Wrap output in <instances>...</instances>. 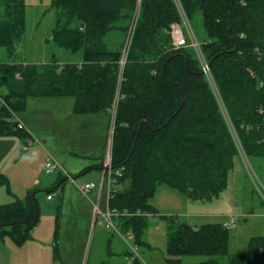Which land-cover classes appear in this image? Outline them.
<instances>
[{"label":"trees","instance_id":"16d2710c","mask_svg":"<svg viewBox=\"0 0 264 264\" xmlns=\"http://www.w3.org/2000/svg\"><path fill=\"white\" fill-rule=\"evenodd\" d=\"M51 6L56 10L52 43L81 52L82 61L0 62L6 88L0 93V136H25L13 114L24 112L30 97H70L75 115H110L118 96L110 150L112 169L121 176L108 209L122 233L139 241L147 216L156 214L149 200L159 185L192 201L217 198L238 158L237 142L246 158L260 165L264 0H51ZM24 12V0H0V48L10 58L24 42ZM182 15L190 26L201 18L206 38L196 41L209 78L192 47L172 45L171 27ZM114 36L119 38L109 41ZM37 192L0 205L1 236L18 246L38 221ZM162 218L168 222L170 257L264 264V235L251 237L245 253L229 255L230 230L222 224L193 227L174 216ZM57 229L56 221L55 235Z\"/></svg>","mask_w":264,"mask_h":264},{"label":"rangeland","instance_id":"374dc122","mask_svg":"<svg viewBox=\"0 0 264 264\" xmlns=\"http://www.w3.org/2000/svg\"><path fill=\"white\" fill-rule=\"evenodd\" d=\"M24 5V42L17 46L16 55L11 58L7 56L4 49L0 48V62L15 61L42 65L49 63L55 57L60 65L80 63L82 61L81 52L63 50L56 47L51 41L56 20V10L51 6V0H24ZM191 29L198 41L206 38L200 17L192 22ZM118 38L114 36L109 41ZM0 84L4 89L2 81ZM42 98L47 99H43L41 104L30 101V110L25 113L21 112L20 116L25 118L30 126L33 124L35 131H42L44 135H37L36 141L25 139L19 135H11L10 141H14L10 142L7 148H5L6 143L0 142L2 145L0 168L12 180L10 185L8 178L0 175V205L10 203L14 199L23 200L27 196L26 186L39 176L43 186L50 187L49 180L55 174L50 176L44 173L45 149L53 151L56 158L65 159L70 152L79 151L77 147L87 150L92 146L85 145L83 140L78 143L75 141V137L78 136L73 134L75 132L73 130L78 122L74 121L71 124L70 121L63 120L64 109H66L68 101L58 99L59 106H55V101L51 98L58 97ZM43 117L45 118L41 119ZM0 138L3 140L2 138L6 137ZM80 151L85 153L83 150ZM237 151L246 168L239 158H236L227 186L217 198L218 201L217 199L211 202L192 201L178 190L164 184L159 185L149 200V204L155 209L156 214L147 216L148 224L139 241L136 238L128 239L126 235L123 236V240L116 233L106 229L105 226H96L95 229H90L87 234L83 264H135L136 259V264H199L209 259L207 256L183 255L179 258L168 256L166 253L168 222L162 217L173 216L177 217L180 222L189 225H203L220 223L223 221L224 215L232 213L235 216V227L229 232L228 254L245 253L251 237L264 235V194L261 187L260 190L255 187L256 179L254 177V175L259 177L264 184V178H262L264 162L254 165L246 161L247 158L238 142ZM81 160L88 161L89 158ZM83 176L85 175L81 177ZM85 183H81L79 186H83ZM43 186L39 189H43ZM39 194V192L36 193L40 235L43 238L47 236V241H51L53 240V231L56 230L54 217L57 216V207L61 206L60 201L57 196H54L52 202H47L43 196L45 194ZM80 194L82 195V193ZM82 196L86 198V195ZM67 201L68 204L71 201L73 205L85 206V199L79 194L67 197ZM100 209H105L104 198L101 200ZM62 211L63 207L61 214ZM38 235V231H36L35 236L38 237ZM55 237L57 236L55 235ZM59 239L63 240L61 235ZM7 249L0 248V264H2V260L7 259V254H9ZM69 251L71 250L69 249ZM134 256H136L135 261L132 259ZM171 259L175 261L172 263ZM219 261L221 264H227V257L219 258ZM54 263L58 264L57 261ZM18 264H25V262L20 260ZM50 264H53L52 258ZM71 264L78 263L72 262Z\"/></svg>","mask_w":264,"mask_h":264},{"label":"crops","instance_id":"0c3cea01","mask_svg":"<svg viewBox=\"0 0 264 264\" xmlns=\"http://www.w3.org/2000/svg\"><path fill=\"white\" fill-rule=\"evenodd\" d=\"M178 28L181 31V34L187 39H195L194 33L192 32L190 24L186 18L182 15L181 22L179 24H175L171 27ZM191 47V46H190ZM194 50V49H193ZM196 55L198 53L194 50ZM81 63V62H80ZM75 63V64H80ZM4 85V84H3ZM0 84V93H6V88H2ZM5 87V86H4ZM30 99V100H29ZM42 97H30L27 99L26 102V109L24 111L28 112L30 110V101L38 102L39 104L43 103ZM54 99V105L59 106V101H68L66 102V109H64V118L65 122L70 121L72 124L74 121L78 122L76 125L75 131L73 134L77 135L75 137V141L78 143L80 141L84 142L85 145H92L89 149L85 150L82 148L77 147L79 151H73L69 153V156L65 159H58L52 153L53 151H49L45 149L46 158L45 163L47 160H53L56 162L60 169L56 170L53 174L54 175L49 180L51 183L50 187L43 186V182L41 177H37L36 179L32 180L26 186L27 194L31 191L37 190L40 194L44 193L43 195L47 202H52L54 200V196H57L58 200L60 201V205L56 212L57 216L54 217V220L58 223L57 229V237H55L56 230L53 231V240L47 241V236L42 237L41 230L39 229V222L37 221L36 225L30 232V237L20 246L16 245L9 237L1 236L0 232V248H8L7 251V259L4 261L2 260V264H18L20 260L25 262V264H50L51 258L53 264L57 261L58 264H71L72 262H77L78 264H83L84 259V249L86 247V239L87 234H89L90 229H95L96 226L99 227H106L110 231L116 233L118 237L124 240L123 236H127L128 239L134 238L133 233L126 232L122 233L118 227L117 223L115 222V216L110 217L114 227H107V212H108V203L110 199V190L112 189L109 179L107 175L104 173V160L105 154L109 150L111 155V136L113 130V120L114 115L112 112L110 115H103V114H81L75 115L73 113V99L70 97H58V98H51ZM20 114L17 113L13 114V118L19 122L20 127H23L25 132V139L32 141H36L38 139L37 135L41 136L44 135L42 131H35L33 124L31 126L25 120V118L21 117ZM45 117L41 118L44 119ZM41 121V120H39ZM50 133H52L49 130ZM66 135H68L65 132ZM6 138H0V142L6 143V147L9 146L11 135H4ZM69 136V135H68ZM3 137V136H0ZM27 140V142H28ZM52 141V139H50ZM26 142V141H25ZM53 142V141H52ZM43 146V145H42ZM50 146V145H49ZM2 145H0V150ZM51 148V147H50ZM25 149V148H24ZM85 153H82V151ZM80 158V160H78ZM82 158H89L88 161L81 160ZM239 161L242 162L244 168L245 164L241 157H239ZM246 159V158H245ZM250 162L248 159L246 160ZM264 162V159L262 160ZM261 161V163H262ZM260 163V164H261ZM250 164H252L250 162ZM45 167V165H44ZM119 171L120 170H114ZM256 172V171H255ZM45 173V169H44ZM46 174V173H45ZM0 175H4L8 178L10 185L12 184L11 177L2 171L0 168ZM47 175V174H46ZM82 175H85L81 177ZM260 176V175H258ZM257 177V176H256ZM259 180L260 178L257 177ZM264 178V175L263 177ZM60 179H64V182L61 184ZM86 182V183H85ZM81 183H94L95 186L87 193L82 192L81 187L79 184ZM43 189H39V187ZM256 187V186H255ZM51 193L52 198L47 199L46 193L48 191L53 190ZM82 195H86L84 198ZM39 194V195H40ZM79 194L83 199H85V206H79L71 204V201L68 204L67 197ZM88 195V196H87ZM37 196V195H36ZM219 197V196H218ZM217 197V198H218ZM102 198H104V205L105 209H100V203ZM215 198V199H217ZM22 200V199H21ZM214 200V199H213ZM218 201V199H217ZM211 202V201H210ZM67 203V206H65ZM63 207V211L61 214V209ZM100 218V221H99ZM225 218V220H224ZM39 220V219H38ZM105 224V225H104ZM222 226L226 229H233L235 227V216L231 214H226L223 217V221L220 222ZM63 226V227H62ZM193 227H199L200 225L193 224ZM36 231H38V237H36ZM35 233V235H34ZM61 237L62 239H59ZM255 237V236H253ZM51 247V248H50ZM76 247V248H75ZM69 249L71 251H69ZM135 257L132 258L135 261ZM137 261V259H136ZM135 261V263H136Z\"/></svg>","mask_w":264,"mask_h":264},{"label":"built area","instance_id":"2783aa9c","mask_svg":"<svg viewBox=\"0 0 264 264\" xmlns=\"http://www.w3.org/2000/svg\"><path fill=\"white\" fill-rule=\"evenodd\" d=\"M170 35H171V41H172V45L174 48H179V47H183V46H191L197 53H198V57L200 59V63H201V67H202V71L204 74H206V76L209 78V67H208V64L207 62L200 57V54H199V45L197 43V41L195 39H190V40H187L182 34H181V31L178 29V28H173L170 32ZM16 77H18V75L16 74ZM117 101H118V96L115 97V100L112 104V108H111V112L113 115H115V111H116V105H117ZM262 113H264V108L263 110H261ZM26 149V147H24ZM106 158L104 160V173L107 175L108 179H109V183L112 187V189L110 190V196H111V192L114 191L113 187L115 186L116 184V180L118 177L121 176V173L119 171H114L112 169V166H111V155H110V152L109 150L106 152L105 154ZM45 173L47 175H51L53 174L56 170L60 169V166L54 162L53 160H47V162L45 163ZM255 179H256V188L257 190L261 187L263 189V194H264V184L254 175ZM95 186L94 183H87V184H84L82 187H81V190L82 192L84 193H87L89 192L93 187ZM260 190V189H259ZM52 196L51 194L50 195H47V199H51ZM112 216H116V214L112 211H109L107 212V227H114L112 221L110 220V217Z\"/></svg>","mask_w":264,"mask_h":264}]
</instances>
